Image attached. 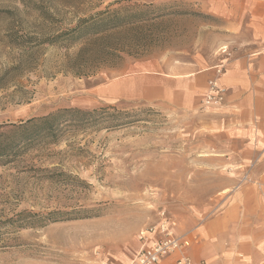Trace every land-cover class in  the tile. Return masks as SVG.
I'll use <instances>...</instances> for the list:
<instances>
[{
  "label": "rangeland",
  "instance_id": "1",
  "mask_svg": "<svg viewBox=\"0 0 264 264\" xmlns=\"http://www.w3.org/2000/svg\"><path fill=\"white\" fill-rule=\"evenodd\" d=\"M254 5L0 0V134L61 109L107 110L94 125L64 124L54 139L0 161V264H131L140 231L161 209L192 247L204 223L233 212L230 264H262L264 147L223 116L228 93L224 107L204 111L203 96L185 107L103 92L139 68L185 66L211 79L240 51L236 36L250 34ZM125 8L150 11L149 20L73 44L57 39Z\"/></svg>",
  "mask_w": 264,
  "mask_h": 264
},
{
  "label": "crops",
  "instance_id": "2",
  "mask_svg": "<svg viewBox=\"0 0 264 264\" xmlns=\"http://www.w3.org/2000/svg\"><path fill=\"white\" fill-rule=\"evenodd\" d=\"M253 1L250 34L236 36L240 51L231 58L221 79V84L228 91L230 104L221 113L236 130H242L248 137L255 136L257 145L264 147V0ZM210 76L209 70L195 72L185 66L152 70L139 68L105 84L103 92L105 90L117 99H146L155 104L162 102L191 107L198 97L204 98ZM243 205L246 206L245 203ZM237 227L240 226L236 225L233 212L207 221L199 228L200 242L191 247L189 254L199 263L197 259L208 258L214 251L217 256L213 253L208 264H221L220 259L230 264L232 252L225 243L233 240ZM253 247L251 242L248 248ZM176 260L177 256H171L160 264H176Z\"/></svg>",
  "mask_w": 264,
  "mask_h": 264
},
{
  "label": "trees",
  "instance_id": "3",
  "mask_svg": "<svg viewBox=\"0 0 264 264\" xmlns=\"http://www.w3.org/2000/svg\"><path fill=\"white\" fill-rule=\"evenodd\" d=\"M124 10L127 11L123 14L120 11H114L80 20L76 27L61 33L57 36V39L73 44L81 39L94 38L109 31L130 27L141 21H148L151 13L150 11H135L132 8H125ZM106 38L107 36H101L99 40ZM106 113V108L93 111L68 108L55 111L47 116L32 118L19 124H11L7 126V132L0 134V161L15 156L20 146L32 144L40 137L46 139L52 137L54 139L57 132L60 131V127L64 124L94 125L97 123L96 116ZM53 220L55 221V219Z\"/></svg>",
  "mask_w": 264,
  "mask_h": 264
},
{
  "label": "built area",
  "instance_id": "4",
  "mask_svg": "<svg viewBox=\"0 0 264 264\" xmlns=\"http://www.w3.org/2000/svg\"><path fill=\"white\" fill-rule=\"evenodd\" d=\"M225 63L215 68V72L207 84L202 109L222 108L227 103V89L220 84L225 73ZM139 247L131 264H160L171 256H177L176 264L197 263L189 254L193 239L177 232V222L170 214L161 209L157 212L154 223L143 228L138 235Z\"/></svg>",
  "mask_w": 264,
  "mask_h": 264
}]
</instances>
